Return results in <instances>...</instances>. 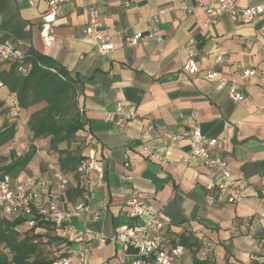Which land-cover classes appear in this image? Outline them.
Wrapping results in <instances>:
<instances>
[{
    "label": "crops",
    "instance_id": "obj_1",
    "mask_svg": "<svg viewBox=\"0 0 264 264\" xmlns=\"http://www.w3.org/2000/svg\"><path fill=\"white\" fill-rule=\"evenodd\" d=\"M60 16L55 23L58 43L46 48L40 37L41 18L48 10L46 0H0V40H13L26 53L29 50L49 57L80 81L78 104L87 125L71 145L85 158H95L102 172L86 175L87 193L83 198L97 219L76 220L77 228L103 234L107 241H77L73 250L88 249L83 262L72 264H133L136 250L122 235L132 237L138 220L126 204L134 191L168 223L172 240L190 237L191 243L213 244L214 264H261L264 260V55L258 46L248 50L243 41L263 40L264 15L251 23L231 20L228 13L217 24L208 20L202 9L189 13L185 4L196 7V0H59ZM207 1V0H205ZM264 0H239L241 7L263 5ZM96 6L105 31L112 35L114 50L102 53L86 33L88 7ZM164 12L161 14V12ZM159 15L157 25L162 42L155 39L129 46L125 39L147 34L141 17ZM194 39L198 65L233 79L245 95L235 102L227 89L183 70L188 60L186 47ZM222 55L227 60L217 64ZM0 64V69L8 68ZM255 70L254 76H244ZM122 103L129 111L138 108L141 117L130 120L123 130L105 119V112ZM45 103L19 110L16 95L7 86L0 88V132L16 124L12 141L0 146V161L11 155L20 157L32 145L37 153L18 176L31 182L46 179L54 183L58 167L49 151L48 140H34L28 129L32 113ZM197 125L207 138L223 143L220 154L230 164L233 177L243 187L240 204L217 202L207 197L213 192L210 171L203 165L187 164L190 142L169 141L165 133H182ZM153 126L152 131H148ZM67 148L66 144L60 146ZM168 160L165 163L148 151ZM1 163V162H0ZM128 164V165H127ZM85 184V183H84ZM139 221V220H138ZM196 247L185 246L180 264H197Z\"/></svg>",
    "mask_w": 264,
    "mask_h": 264
},
{
    "label": "built area",
    "instance_id": "obj_2",
    "mask_svg": "<svg viewBox=\"0 0 264 264\" xmlns=\"http://www.w3.org/2000/svg\"><path fill=\"white\" fill-rule=\"evenodd\" d=\"M48 10L41 18L40 37L43 45L50 48L58 43L59 38L55 32V23L60 16L59 0H46ZM131 0L126 5L131 4ZM202 8L208 15V20L212 24H217L219 18L224 13H228L231 20L235 23H251L257 17L264 15V4L253 7H241L239 0H196V7L189 8L185 4L181 9L193 13L196 9ZM164 13L163 11L161 14ZM89 21L86 26L87 35L92 38L98 45L102 53L112 52L115 48L112 35L105 31L104 23L100 19V12L96 6L88 7ZM141 21L148 25L147 34L138 33L125 39L129 46H136L140 42L155 39L162 42L163 38L159 35L157 25L159 15L151 17H141ZM244 46L251 50L258 46L260 52L264 55V37L263 40L258 38H245ZM188 60L183 70L197 76L207 82L217 83V89H227L229 96L235 102H242L245 95L238 88L233 79L221 77L220 73L215 70H203L198 65V51L196 42L191 39L186 47ZM27 53L22 50L13 40L6 38L0 40V64H17L18 71L21 74H27L30 66L25 63ZM227 60L224 56L218 55L215 59L217 64H223ZM52 72L56 70L51 68ZM255 70H245L244 76L256 75ZM4 84L0 80V88ZM79 112L83 114L84 109L79 107ZM199 113L195 112L191 119L194 123L192 129L182 133L166 132L165 136L169 141L180 142L188 140L190 142V154L185 159L187 164H198L205 166L212 175L213 192L207 197L210 204L225 202L229 204H240L245 200L243 187L233 177L230 170V164L213 150L221 152L223 143L217 138H207L202 134L197 125ZM138 108L132 106L127 111L122 103H117L114 110L105 112V119L114 122L119 130H123L125 125L133 119L139 118ZM153 126H149L148 131H152ZM148 155L170 163L160 156L153 154L148 150ZM128 165V164H127ZM78 171L84 175L92 172H102L95 158H87L81 162ZM54 183L49 185V180L41 179L31 182L30 187L26 186L19 178H13L5 173L0 167V220L10 216L27 217L29 228L36 226V218L49 219L58 229V236L64 241H90L98 240L105 243L107 238L100 233L90 229H79L75 224L76 220L85 218L97 219L92 214L91 206L86 202H78L72 207L66 206L67 189L70 183L69 177L61 170L54 169ZM126 204L130 207L129 214H134L137 220L132 231L134 235L128 237L122 235L121 239L127 240L136 250V259L133 264H180L185 255V247L171 239L168 232V223L162 218L159 212L154 211L144 200L139 197L137 191H134ZM18 232L21 231L17 227ZM213 252V244L205 239L202 244L200 255L203 259ZM88 249L73 250L70 247L65 251L64 256L53 264H72V258L77 257L81 262L84 261Z\"/></svg>",
    "mask_w": 264,
    "mask_h": 264
},
{
    "label": "trees",
    "instance_id": "obj_3",
    "mask_svg": "<svg viewBox=\"0 0 264 264\" xmlns=\"http://www.w3.org/2000/svg\"><path fill=\"white\" fill-rule=\"evenodd\" d=\"M25 63L30 66L27 74H21L17 64H7L8 68L0 69V80L16 95L19 110H28L45 103L43 108L31 114L28 129L34 140H48L49 151L56 156L58 167L55 169L63 171L70 179L65 207L86 202L83 198L87 193L88 183L85 182L86 175L80 173L78 167L87 158L79 154L77 149H71V145L77 141V133L87 125L79 112L80 81L35 50L27 52ZM16 133V124L6 126L0 132V146L12 141ZM62 144H66L67 148L61 149ZM36 153L37 147L32 145L20 157L12 154L11 161L2 158L0 167L5 173L16 177L27 168ZM27 220V217L17 216L0 220V264H53L61 259L72 242L62 240L58 236V229L49 219L37 217V224L33 228L28 227ZM17 227L21 228L20 232L16 230ZM190 239L182 235L179 243L184 247H196V263L210 264L214 250L203 259L200 255L202 244L192 242L190 245ZM55 246L61 249L58 254L51 252L53 250L50 247Z\"/></svg>",
    "mask_w": 264,
    "mask_h": 264
},
{
    "label": "rangeland",
    "instance_id": "obj_4",
    "mask_svg": "<svg viewBox=\"0 0 264 264\" xmlns=\"http://www.w3.org/2000/svg\"><path fill=\"white\" fill-rule=\"evenodd\" d=\"M24 230H26V228H25ZM50 248L53 250V251H51V252H55V254H58V253L60 252V250H61L60 248H58V247H56V246H55L54 248H53V247H50ZM55 250H56V251H55ZM197 264H198V263H197ZM210 264H214L213 261H211ZM261 264H264V260L262 261Z\"/></svg>",
    "mask_w": 264,
    "mask_h": 264
}]
</instances>
